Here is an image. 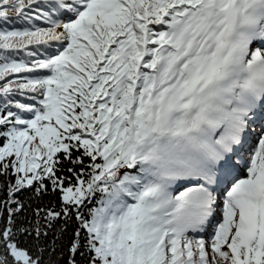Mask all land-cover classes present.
<instances>
[{"label":"snow or ice","instance_id":"6c2138e0","mask_svg":"<svg viewBox=\"0 0 264 264\" xmlns=\"http://www.w3.org/2000/svg\"><path fill=\"white\" fill-rule=\"evenodd\" d=\"M0 178V264H264V0H0Z\"/></svg>","mask_w":264,"mask_h":264},{"label":"trees","instance_id":"16d2710c","mask_svg":"<svg viewBox=\"0 0 264 264\" xmlns=\"http://www.w3.org/2000/svg\"><path fill=\"white\" fill-rule=\"evenodd\" d=\"M2 180H3V178H0V183H2ZM25 198H27V194H26V197H25ZM3 199H4V194H3L2 191H0V200H3ZM50 199H52L53 202H54V198L51 197V196H48V197H45L43 203H48V201H49ZM69 231H71V229H70Z\"/></svg>","mask_w":264,"mask_h":264}]
</instances>
